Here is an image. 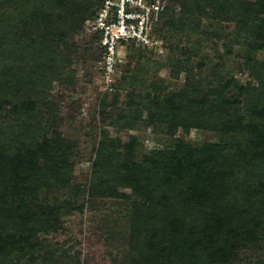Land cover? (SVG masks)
I'll list each match as a JSON object with an SVG mask.
<instances>
[{
	"label": "rangeland",
	"instance_id": "obj_1",
	"mask_svg": "<svg viewBox=\"0 0 264 264\" xmlns=\"http://www.w3.org/2000/svg\"><path fill=\"white\" fill-rule=\"evenodd\" d=\"M99 2L100 0L80 1L73 20L75 30L68 31L63 41L58 43L59 48L55 51L54 59L44 62L49 66L53 65V70L51 74L45 72L48 79L37 85L41 95L37 97V93L34 92L37 88H33V92L26 91L28 95L19 98L22 93L16 94L13 91L19 90L14 81L9 83L8 100L0 105V122L3 129L11 131L13 123L17 121L18 124L25 122L28 125L26 131L20 125L17 128L23 132L21 150L25 149L24 144L36 149L46 139L52 141L63 139L65 142H61V147L67 153L72 167L68 176L69 181L65 175H61L60 178L55 176L50 178L53 184L43 182L36 187L30 185L25 194L19 195L15 202L8 199L9 204L4 212L12 215V218L21 216V221L31 220L33 214L38 215L39 220L43 218L52 220L47 230L43 224L34 223H31L34 226L28 227V231L24 230L27 231L28 242L32 246L34 243L38 244V247L34 248L36 254L40 247H46L36 257L34 264H148L150 260L161 255L157 244L163 245L165 253H172L173 257L181 260L185 256H190L187 248L192 244V241L181 237V232L208 231L204 219L207 221L209 213L195 204L185 206L183 201L186 196L171 185L162 191H155L152 193L154 195H149L141 185L136 189L133 185L123 184L125 178H121V174L126 161L130 157L134 162H140L156 148L174 143L177 139L195 148H201L205 144L226 143L223 145L226 151L224 155H229V159H232L241 142L234 143L236 140L230 139L231 135L227 137L216 130L196 127L187 131L180 127L172 134H167L166 128L163 127L161 131L147 123L149 109L144 103L134 104L132 101L136 97L131 101L130 89H124L125 85L117 94L107 95L96 71L99 61L95 53V37L86 23L87 17L93 15ZM161 2L163 4L164 0ZM177 7L179 9L180 5ZM48 11L54 10L48 5L46 12ZM17 13L18 10L12 3L2 9L9 27L7 39H10L14 31L16 32L15 26L25 28L31 26L32 17L27 18L25 26L19 17L16 19V16L22 13L18 15ZM236 29V20L203 17L201 27L193 38L196 56H192L189 65L193 67L192 80L199 84L196 87L199 91L195 95L196 98L203 100L205 97H212V91L218 89L224 90L226 94L234 93L239 98V108L245 114L248 109L245 108L243 95L238 92L251 79L246 64L250 37L247 39L235 37ZM54 35L55 33H50L46 36L57 42L58 37L54 38ZM159 40L154 47H146L148 50L135 49L130 52L127 62L129 72L135 73L138 70L142 63L140 54L150 56L148 51H154L155 61H167L166 57L170 54L169 42L162 37H159ZM44 54L46 55V52ZM253 54L257 60L264 62V49L257 48ZM9 59L14 69L13 74H16L13 63L15 57ZM41 66L43 69V60ZM148 66L143 64L145 69ZM148 69L150 70L145 75L142 72L138 73L142 81L138 85L141 92L151 90V83L157 81L158 77L169 91L178 92L187 87L189 78L187 71L178 73L170 65ZM216 74L222 78L216 79ZM227 81L233 82L228 86V90L224 87ZM253 84L258 85L255 78ZM30 97L35 100L34 104L30 102ZM23 104L27 110H32L34 115L32 120L29 117L30 112L27 114V110L22 109ZM137 108L142 112L143 120L132 126L128 123L131 116L128 114ZM35 115L43 117L41 123L43 125L48 121L54 124L46 129L39 127V121L33 123V120H36ZM134 138L138 140V145L131 148ZM242 150L245 152L242 157L238 156L237 160H231V163L236 162L235 177H232L234 184L236 179L239 183L244 178L246 168L243 165L254 156L253 152H249L250 147L243 145ZM42 160L40 157L39 163H42ZM97 160H101V165L96 169L94 164ZM103 162H106L104 166ZM253 177H260V172L257 171ZM234 184L231 188L235 187ZM11 186L12 184L8 187L0 183V204L7 200L5 194L9 192ZM63 186L74 190H65L66 192L62 194L59 191ZM236 195L241 201V194ZM257 201L258 199L253 200ZM65 202L69 205L67 209L70 210L62 209ZM10 204H14L11 206L14 211L10 210ZM261 217L264 221V214H261ZM6 221L9 225L0 227L1 235L10 233L8 230L14 227L13 219ZM213 228L214 226H210V230ZM256 237H258L256 241L245 246L235 239H229V243L232 244L236 241V255L234 259L230 258L224 264H264V235L256 232ZM151 239L156 247L151 245ZM211 244L213 248H217V243ZM195 245H198L200 253L204 242L197 240ZM16 247L20 249L26 245ZM175 247H180L179 250L183 251V254L176 253ZM26 255L32 259L30 253ZM43 255L46 256L45 259ZM217 258L216 261L222 260L221 256ZM191 263L198 262L192 260ZM25 264L33 263L25 261Z\"/></svg>",
	"mask_w": 264,
	"mask_h": 264
},
{
	"label": "trees",
	"instance_id": "obj_2",
	"mask_svg": "<svg viewBox=\"0 0 264 264\" xmlns=\"http://www.w3.org/2000/svg\"><path fill=\"white\" fill-rule=\"evenodd\" d=\"M80 1L0 0V105L8 100L7 88L13 81L19 89L13 91L16 94L22 93L19 98L26 97L28 95L26 91L33 92V88H37L34 91L37 97L41 95L37 85L48 79L45 72L51 74L53 70V65L50 67L44 62L54 59L55 51L59 48L58 43L63 41L68 31L75 30L73 20ZM103 1L100 0L92 16L87 17L86 15L85 18L94 17ZM10 3L14 4L18 10L17 15L22 13L16 16V19L19 17L25 26L28 22L27 18L32 17V22L31 26L26 28L15 26L14 36L7 39L9 27L6 24L7 19H4L2 14V9ZM163 3H165L164 10L161 12V20L156 25L155 33L158 38L162 37L169 42L170 54L166 57L167 61H155L154 51H148L150 56L140 54L142 63L137 68L138 70L135 73L129 72L127 62L130 52L135 49L148 50L132 42L127 46L125 63L120 66V73L113 85V90L104 92L107 95H115L125 85L124 89H130L131 101L136 97L132 101L134 104L144 103V106L149 109L147 123L161 131L163 127L166 128L167 134H172L180 127L184 131L196 127L216 130L227 137L231 135L230 139L236 140L234 143H241L236 148L235 155L229 159V155H224L226 151L223 145L226 143L205 144L201 148H195L177 139L174 143L156 148L153 153L145 155L140 162H134L129 157L121 178H125L123 184L133 185L136 189L141 185L149 195L171 185L181 190L186 196L183 201L185 206L195 204L204 209V212L209 213L207 221L204 219L208 231L191 232L187 230L186 232L183 228L184 232H181V237L192 241L187 248L189 257L177 259L173 257L174 254L165 253L163 245L157 244L161 255L150 260L153 264H192V260H197L196 264H224L230 258L234 259L236 255V241L232 244L229 243V239H235L245 246L258 239L256 232L264 235V221L261 217V214H264V62L257 60L253 54L257 48L264 49V0H164ZM48 5L54 11L46 12ZM178 5H180L179 9ZM207 16L211 19L236 20L237 29L234 36L239 39L250 37L246 64L250 70L251 79L238 92L244 97V105L248 109L246 115L239 108L240 101L234 93L226 94L224 90L218 89L212 91V97H205L203 100L195 97L199 92L196 90L199 84L192 80L193 67L189 64L192 56H196L194 35L200 29L203 17ZM50 33H55L54 38L58 37L57 42L51 41L46 36ZM94 37L97 42V36ZM95 53L99 60L102 49L97 43ZM10 57H15L13 63L16 74H13V66L9 63ZM143 64L149 65L148 68L152 69L170 65L178 73L187 71L189 78L186 89L178 92L169 91L162 85V79L158 77L157 81L151 83V90L141 92L138 85L142 81L138 73L142 72L145 75L150 70L145 69ZM96 69L98 71L97 67ZM253 77L258 81L257 86L253 84ZM215 78L219 80L222 77L216 74ZM38 81L40 82L37 83ZM232 83V81H227L224 87L228 90V86ZM34 101L33 97H30V102L34 104ZM24 105L22 109L27 110ZM129 106L131 107V104ZM29 112L32 120L33 112L30 109L26 113ZM128 115L133 116H129L128 119V123L132 126L139 120H143L142 112L138 108ZM35 118L33 123L39 121V127H44V129L54 124L48 121L44 126L41 124L43 117L35 115ZM19 125L24 131L29 128L25 122L18 124L17 121L13 123L11 131L10 129L4 130L0 122V183L8 187L12 184L9 192L5 194L7 200L0 204V227L7 226L6 220L13 219L14 221V227L8 230L10 233L0 234V264H25V261L34 264L36 257L46 247H40L36 254L34 248H37L38 244L34 243V247L28 242L26 234L28 227L43 224L47 230L52 223L51 219L39 220V216L35 214L32 215L31 220L28 219L29 221H21V216L12 218V215L4 212L9 204L8 199L15 202L14 200L19 195L25 194L30 185L36 187L37 184L41 185L43 182L53 184L51 177L60 178L61 175H65L68 178L72 167L67 153L61 147V142H65L63 139L53 141L46 139L36 149L24 144L25 149L21 150L23 132H21L22 129H17ZM135 145L136 147L138 145L136 138L133 139L130 147L135 148ZM243 145L250 147L249 152H253L254 156L243 165L246 168L244 178L239 183L236 179V184H234L232 177H235L236 162L231 163V160L235 161L238 156L242 157L245 154L242 150ZM40 157L43 158L42 163H39ZM105 164L106 162H103L102 166ZM100 165L101 160H97L94 164L95 168ZM257 171L260 172V177L254 178ZM33 181L35 183H32ZM98 182L101 183V180ZM233 184L235 187L231 188ZM71 189L74 190V188L63 186L59 192L64 194L65 190L72 191ZM236 193L241 194V201L237 199ZM254 199L258 201L253 202ZM14 204H10L11 211H14L11 209ZM67 208L69 205L65 202L62 209L70 210ZM210 226H214L213 230H210ZM197 240L204 242L200 253L198 245H195ZM210 242L217 243V248H213ZM22 245H26L24 247L26 250L22 247L17 249L16 246ZM151 245L156 247L153 239H151ZM179 249L180 247H175L174 251L182 255L183 251ZM22 250H25L27 254L30 253L32 259H29ZM217 256H221L222 260L216 261ZM43 257L45 259L46 256L43 255ZM151 262L148 264H152Z\"/></svg>",
	"mask_w": 264,
	"mask_h": 264
},
{
	"label": "built area",
	"instance_id": "obj_3",
	"mask_svg": "<svg viewBox=\"0 0 264 264\" xmlns=\"http://www.w3.org/2000/svg\"><path fill=\"white\" fill-rule=\"evenodd\" d=\"M163 4L161 0H104L95 16L87 19L102 49L97 75L105 91L113 90L130 43L151 48L160 41L155 28L161 20Z\"/></svg>",
	"mask_w": 264,
	"mask_h": 264
}]
</instances>
